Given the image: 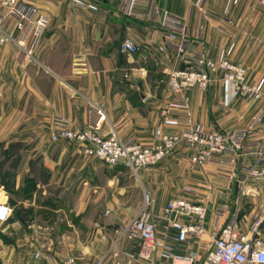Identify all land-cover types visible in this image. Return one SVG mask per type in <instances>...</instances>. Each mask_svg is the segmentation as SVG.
<instances>
[{
    "label": "crops",
    "instance_id": "crops-1",
    "mask_svg": "<svg viewBox=\"0 0 264 264\" xmlns=\"http://www.w3.org/2000/svg\"><path fill=\"white\" fill-rule=\"evenodd\" d=\"M32 1L50 18L33 54L14 43L0 48V161H7L5 171L13 160L17 165L13 186L0 185V202L13 209L0 221V264H58L60 242L67 246L65 259L74 250L86 254L76 230L60 238L45 224V215L61 211L82 217L67 220L68 226L80 222L97 229L95 238L101 234L97 258L116 236L114 224L145 212L157 222L158 235L176 247L167 239L176 231L161 218L174 198L208 207L206 233L188 244L201 259L216 231L232 219L244 230L261 221L264 239V180L231 177L233 168L254 164L250 153L234 165H201L179 145L136 174L85 153L78 142L50 136L57 117L82 129L97 121V108L106 115L103 132L115 129L125 141L155 143L167 131L199 126L248 129L264 106V6L257 0H156L180 27L176 42L186 49L181 53L158 20L126 15L123 0ZM126 39L138 46L136 52L123 49ZM31 41L29 35L27 46ZM225 54L247 68L248 83L260 86L258 96L247 100L214 75L207 91L184 90L186 107L171 104L182 97L168 85L171 70L190 68L191 58ZM257 138L246 141L250 149Z\"/></svg>",
    "mask_w": 264,
    "mask_h": 264
},
{
    "label": "built area",
    "instance_id": "built-area-1",
    "mask_svg": "<svg viewBox=\"0 0 264 264\" xmlns=\"http://www.w3.org/2000/svg\"><path fill=\"white\" fill-rule=\"evenodd\" d=\"M84 4L83 0H74ZM122 11L137 19L151 18L159 21L166 29L171 43L184 53L185 47L176 39L181 35L180 27L169 12L161 10L156 0H123ZM236 1V0H233ZM264 6V0H257ZM0 48L6 43H14L32 55L44 31L49 26V16L32 0H0ZM32 41L27 46V38ZM123 49L136 52L138 46L132 39H126ZM190 68L173 69L168 76V85L177 95L182 96L185 89L196 87L205 92L211 86L214 75H219L228 82L234 92L247 100L260 94V86L248 83L247 68L232 61L226 54L219 58L199 56L189 59ZM187 98L171 103L173 106H187ZM97 121L85 128H73L70 123L57 117L51 129V139L61 138L83 145L85 153L104 162L115 165L125 164L134 173L149 169L166 156L172 154L179 145H184L191 162L207 164L211 162H230L233 165L243 154L250 153L254 164L233 168L231 177H240L243 182L249 179L264 180V106L253 117L248 129L227 132L222 127L207 129L199 126L194 129L167 131L155 143L125 141L112 129L108 134L102 130L106 115L97 108ZM257 138L254 147L246 143L250 137ZM230 159V160H229ZM10 205L0 202V221H7L12 215ZM208 207L204 202H194L185 198L171 199L163 208L161 218L165 219L176 231L173 238L176 247L166 243V238L158 235L155 219L146 212L133 216L121 224H114L116 236L112 246L93 264H264V239L261 221H256L248 230H244L237 219L224 223L214 234L206 255L201 259L195 250L189 248L192 240L200 239L206 233ZM176 217L188 218V221ZM137 246L135 255L121 257L118 248L128 251L131 245ZM36 257H40L36 253ZM64 264H76L74 257H67Z\"/></svg>",
    "mask_w": 264,
    "mask_h": 264
},
{
    "label": "rangeland",
    "instance_id": "rangeland-1",
    "mask_svg": "<svg viewBox=\"0 0 264 264\" xmlns=\"http://www.w3.org/2000/svg\"><path fill=\"white\" fill-rule=\"evenodd\" d=\"M69 208V207H67ZM45 218H47L45 224L50 225L51 227H53L51 230L54 233V235L56 236H60V238L62 237L63 234L66 235H72V233H79V237L85 241V245L87 246L86 248V254L83 251L80 250H74L72 254H70L69 256L74 257L75 259V263L76 264H93L95 263L98 258L94 256V251L98 250L101 248L100 246V241H96V238H100L101 234H98V236L95 238L96 236V228H84L79 222L78 226L76 228L74 227H70L68 226L67 220L71 221L72 220H77L74 218L73 214H71L70 212H64L61 211L60 213H55L54 216H46ZM77 221H83L82 217L78 218ZM127 221V220H126ZM123 223V222H122ZM121 224V223H118ZM76 230V232H75ZM115 238V237H114ZM114 238L112 237L111 240L108 242L107 244V250L112 246V243L114 241ZM59 256L56 257V262L58 264H64V260L65 257L67 256V253L65 252L66 250V245L63 242L59 243ZM121 255V257L125 258H129L130 255L129 254H133L135 255L137 252V246L131 245L128 247V251H125L123 249L118 248L117 249ZM106 252V251H105ZM50 255V253H49ZM68 256V257H69ZM97 259V260H96Z\"/></svg>",
    "mask_w": 264,
    "mask_h": 264
},
{
    "label": "trees",
    "instance_id": "trees-1",
    "mask_svg": "<svg viewBox=\"0 0 264 264\" xmlns=\"http://www.w3.org/2000/svg\"><path fill=\"white\" fill-rule=\"evenodd\" d=\"M12 151H14V149H12ZM4 162H5V159H2L0 161V185H4L7 188H11L14 184V179L16 176L15 168L17 165H16V162H14L13 160L12 163H10V167H9L10 170L7 169L5 171L3 168L5 166V163H7V161L5 163Z\"/></svg>",
    "mask_w": 264,
    "mask_h": 264
}]
</instances>
